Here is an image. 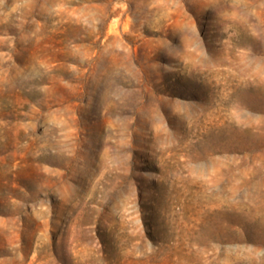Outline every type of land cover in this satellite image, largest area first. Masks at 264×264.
<instances>
[{
    "label": "rangeland",
    "instance_id": "rangeland-1",
    "mask_svg": "<svg viewBox=\"0 0 264 264\" xmlns=\"http://www.w3.org/2000/svg\"><path fill=\"white\" fill-rule=\"evenodd\" d=\"M0 264H264V0H0Z\"/></svg>",
    "mask_w": 264,
    "mask_h": 264
}]
</instances>
